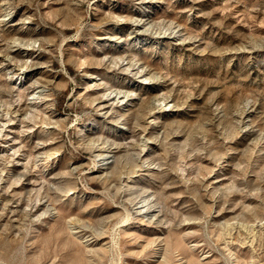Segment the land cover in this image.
<instances>
[{"label": "rangeland", "instance_id": "1", "mask_svg": "<svg viewBox=\"0 0 264 264\" xmlns=\"http://www.w3.org/2000/svg\"><path fill=\"white\" fill-rule=\"evenodd\" d=\"M0 264H264V0H0Z\"/></svg>", "mask_w": 264, "mask_h": 264}, {"label": "bare ground", "instance_id": "2", "mask_svg": "<svg viewBox=\"0 0 264 264\" xmlns=\"http://www.w3.org/2000/svg\"><path fill=\"white\" fill-rule=\"evenodd\" d=\"M140 19H141V18H140ZM142 20H143V19H142ZM145 21H146V20H145ZM99 157H100V159L103 160V161H105V160H107L108 158H110L109 155H104V154L99 155Z\"/></svg>", "mask_w": 264, "mask_h": 264}]
</instances>
